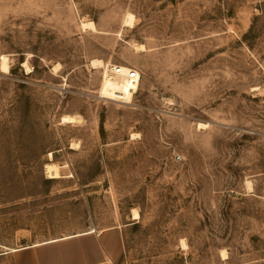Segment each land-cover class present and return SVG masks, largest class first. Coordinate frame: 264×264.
Instances as JSON below:
<instances>
[{
  "label": "rangeland",
  "instance_id": "1",
  "mask_svg": "<svg viewBox=\"0 0 264 264\" xmlns=\"http://www.w3.org/2000/svg\"><path fill=\"white\" fill-rule=\"evenodd\" d=\"M90 229L111 264H264V0H0L1 252Z\"/></svg>",
  "mask_w": 264,
  "mask_h": 264
},
{
  "label": "crops",
  "instance_id": "2",
  "mask_svg": "<svg viewBox=\"0 0 264 264\" xmlns=\"http://www.w3.org/2000/svg\"><path fill=\"white\" fill-rule=\"evenodd\" d=\"M99 232L90 229L35 244L27 243L2 254H11L14 264H111Z\"/></svg>",
  "mask_w": 264,
  "mask_h": 264
},
{
  "label": "bare ground",
  "instance_id": "3",
  "mask_svg": "<svg viewBox=\"0 0 264 264\" xmlns=\"http://www.w3.org/2000/svg\"><path fill=\"white\" fill-rule=\"evenodd\" d=\"M134 17H135L134 14L128 13V16L126 19L127 23L128 24L134 23L135 22ZM84 26L88 27V29H89V27L96 28L94 21L84 22ZM132 26H133V24H132ZM138 49H140V48H138ZM92 64L95 67H103V70H104V76H103V79L101 82L100 90L98 89L100 96L106 97V98L107 97L108 98H117V99H120V101L123 100V101H126L127 103L132 100L134 92H136L139 88L140 79H141L140 71L135 69L134 70L135 75L132 76V75H130V73H131L132 69H134V68L128 67L125 65H117L113 62H105L104 60H102L100 58H93ZM23 65H25L28 69L31 68L29 61H26ZM56 65H54V66H56ZM118 66H119L120 70H117ZM6 68H7L6 64L3 63L2 64V71L6 70ZM27 68H26V70H27ZM54 71H56V70L54 69ZM106 98H104V99H106ZM78 117L79 116H77L75 114H65L63 116V121L75 122V121H78ZM199 125L202 127H205L208 125V122H199ZM50 155L52 156V152L50 153ZM45 168H46V172L48 173L49 176H53V177H57V176H61V175L63 176L62 171H61V167L56 162L45 163ZM140 216L141 215L138 211H134L132 219H138V218H140ZM1 254H2V252L0 249V255ZM223 258H224V256H223Z\"/></svg>",
  "mask_w": 264,
  "mask_h": 264
},
{
  "label": "built area",
  "instance_id": "4",
  "mask_svg": "<svg viewBox=\"0 0 264 264\" xmlns=\"http://www.w3.org/2000/svg\"><path fill=\"white\" fill-rule=\"evenodd\" d=\"M117 70H120L119 66L117 67ZM135 69H132L130 75L134 76L135 75V72H134ZM180 156V154H178V157Z\"/></svg>",
  "mask_w": 264,
  "mask_h": 264
}]
</instances>
